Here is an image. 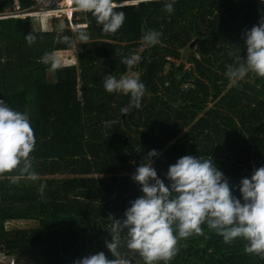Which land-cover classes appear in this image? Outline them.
<instances>
[{
	"label": "trees",
	"instance_id": "16d2710c",
	"mask_svg": "<svg viewBox=\"0 0 264 264\" xmlns=\"http://www.w3.org/2000/svg\"><path fill=\"white\" fill-rule=\"evenodd\" d=\"M170 2L117 9L126 18L115 34L102 32L83 11L74 29L61 18L44 31L30 17L0 19V99L29 115L36 138L30 157L39 176L29 180L19 169L0 174V248L17 264H73L100 251L114 259L105 246L109 216L123 219L130 201L143 194L131 177L141 162H150L152 149L161 153L152 166L166 184L178 158L201 155L213 159L238 198L240 180L264 165V78L249 73L234 85L224 75L236 57L245 59L242 33L264 16V0H174L171 14L164 8ZM12 3L1 0L0 9ZM20 3L26 8L32 0ZM81 29L87 43L78 39ZM148 30L161 32L162 44H145ZM46 52L62 67L40 62ZM134 53L142 57L137 65L121 63ZM129 71L138 73L146 94L140 109L123 115L130 95L108 93L103 77L119 79ZM111 120L118 123L105 127ZM15 176L20 179L12 183ZM15 220L37 225L10 226ZM201 227L204 235L178 238L175 256L154 264H264L261 255L244 251L243 238L225 243L206 223ZM127 239L121 233L120 250L133 264H145L127 249Z\"/></svg>",
	"mask_w": 264,
	"mask_h": 264
},
{
	"label": "clouds",
	"instance_id": "9594fccd",
	"mask_svg": "<svg viewBox=\"0 0 264 264\" xmlns=\"http://www.w3.org/2000/svg\"><path fill=\"white\" fill-rule=\"evenodd\" d=\"M150 3L151 0H136ZM78 10L88 12L102 25V32L115 34L123 25L126 13L122 9L126 0H74ZM173 2L164 5L168 13L174 12ZM80 42L87 43L85 30H77ZM162 33L148 30L143 41L149 47L162 44ZM246 45L245 59L236 57V61L226 66L224 75L232 84L242 80L247 74L254 73L264 78V16H261L251 29L242 33ZM34 43L35 37L26 36ZM63 43H71L68 36L62 37ZM139 54L122 57L121 63L132 68L141 61ZM40 62L50 65L53 70L62 67L55 53L46 52ZM103 86L108 93L130 95L128 106L120 109L128 115L133 108L142 107L146 86L138 75L121 76L107 74L103 77ZM150 95V93H149ZM118 123L107 121L105 127ZM36 145L30 117L27 113L14 110L0 99V174L11 173L19 169L20 176L36 181L38 174L33 169L30 154ZM161 153L156 149L148 152V163H140L132 174V179L143 193L130 201V207L124 211L123 219L112 220L111 240H105V246L114 259L107 258L103 251L85 255L73 261V264H133L128 253L122 252L121 233L127 234L126 247L132 253H138L145 264L171 260L176 252L178 238H187L194 233L204 235L201 227L207 224L223 237L225 243H232L236 238H243L244 251L248 254L261 255L264 258V165L253 168L250 177L239 182L241 197L233 194L224 173L217 168L213 159L203 156L184 155L170 165L164 179L158 176L152 166V158ZM20 176L12 178L17 183ZM47 185L41 183L38 192L44 196ZM177 234H174L173 226Z\"/></svg>",
	"mask_w": 264,
	"mask_h": 264
},
{
	"label": "built area",
	"instance_id": "2783aa9c",
	"mask_svg": "<svg viewBox=\"0 0 264 264\" xmlns=\"http://www.w3.org/2000/svg\"><path fill=\"white\" fill-rule=\"evenodd\" d=\"M1 1V0H0ZM33 4L23 9L19 0L13 2V8L6 12L0 11L1 18L11 17H28L35 18L46 16L65 17L72 15L76 10L74 0H32ZM129 0H126V3ZM119 2V0H118ZM171 59V57H169ZM0 263L1 264H17L15 256L7 253L0 248Z\"/></svg>",
	"mask_w": 264,
	"mask_h": 264
},
{
	"label": "rangeland",
	"instance_id": "374dc122",
	"mask_svg": "<svg viewBox=\"0 0 264 264\" xmlns=\"http://www.w3.org/2000/svg\"><path fill=\"white\" fill-rule=\"evenodd\" d=\"M129 3H136V0H129L128 2H127V4H129ZM84 15L85 14H80L79 16H78V18L79 19H81V18H84ZM63 18H61V20H62ZM33 21H34V24H35V26H36V28H41V29H43V30H46L48 27H50L52 24H53V21H52V23L51 22H49V21H43V22H39L38 20H36L35 18H33ZM62 23H64V22H62ZM141 48V50L144 48V45L143 46H141L140 47ZM72 52H75V50H73V51H71L70 53L72 54ZM180 60H177V62H179ZM188 66H190V64L189 63H187V67ZM133 75H138V73H134V74H132V72L131 71H129V72H127L126 73V76H133ZM35 225H37V222L36 221H13L12 222V224L10 225V226H14V227H21V228H23V227H34ZM21 264H25V263H21Z\"/></svg>",
	"mask_w": 264,
	"mask_h": 264
},
{
	"label": "crops",
	"instance_id": "0c3cea01",
	"mask_svg": "<svg viewBox=\"0 0 264 264\" xmlns=\"http://www.w3.org/2000/svg\"><path fill=\"white\" fill-rule=\"evenodd\" d=\"M15 0H13V2H14ZM1 2V1H0ZM19 2H20V0H19ZM21 4V3H20ZM32 4H33V1H32ZM31 4V5H32ZM31 5H29L28 7H30ZM21 6H22V4H21ZM28 7H26V8H28ZM13 8V3L9 6V7H7V8H5L4 10H1L0 9V11L1 12H6V11H8V10H11ZM22 8L23 9H25L23 6H22ZM77 12H81L80 10H76L72 15H70V16H65V17H58V16H46V17H39V18H35V17H32V16H28V17H30L31 19H33V18H35L36 20H38L40 23L41 22H43V21H49V22H51L52 23V21L54 22V18H63L62 20L63 21H65V19H68L69 20V24H70V26H71V28H75V26H76V24H75V19H77V20H79V18H78V16L80 15V14H78L77 15ZM22 18H25V17H22ZM1 19H4V18H1ZM82 19V18H81ZM42 24V23H41ZM77 26H79V27H86L87 26V24L86 23H80V24H77ZM53 27V24L50 26V27H48L46 30H50L51 28ZM41 29V28H40ZM41 30H43V29H41ZM44 31V30H43ZM75 58V57H74ZM76 59V58H75ZM73 63H75V61L73 62ZM132 74H134V72H132ZM16 221V220H15ZM5 251V250H4Z\"/></svg>",
	"mask_w": 264,
	"mask_h": 264
}]
</instances>
